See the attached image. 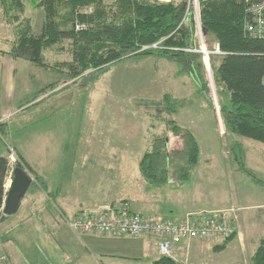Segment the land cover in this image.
I'll use <instances>...</instances> for the list:
<instances>
[{
  "label": "trees",
  "instance_id": "1",
  "mask_svg": "<svg viewBox=\"0 0 264 264\" xmlns=\"http://www.w3.org/2000/svg\"><path fill=\"white\" fill-rule=\"evenodd\" d=\"M27 1L43 6L46 18L40 33L36 34L31 30L29 21L22 20L23 24L18 26L19 16H11L18 26L16 40L10 50L15 57L51 67L65 73L71 80L86 77L88 72L103 70L126 59L155 57L182 60L192 70L201 90L209 94L215 120L220 125L221 119L225 134L264 143V39L253 38L247 33V6L243 0H200V20L210 50L209 63L216 102L211 95L207 67L204 70L203 55L185 51L199 47L194 11L189 8L187 0H116L111 5L104 0H0V5L6 13L19 10L24 13ZM90 5L93 9L89 12L79 11ZM77 24L84 27L78 30ZM216 44L220 53L215 52ZM51 52L69 56L51 62L44 55ZM54 86L56 83L43 91L50 92ZM171 99V95L166 94L168 112L176 113L182 104L178 99ZM146 107L147 114L155 117L153 108ZM167 124L170 131L182 137L185 143L186 163L176 168L174 176L177 182L184 183L191 178L199 163L201 147L195 134L176 120H167ZM2 133H5L4 123L0 122ZM232 150L233 160L240 164L241 170L249 172L243 143L235 140ZM170 156L169 136L164 132H154L149 149L139 160L142 176L159 185L172 180ZM19 158L23 166L18 164L16 167L28 169L35 177L32 187L47 190L45 180L33 171L23 157ZM8 173L9 157L0 156V211ZM121 201L131 206L127 199L111 203ZM61 216L65 222V218L76 217ZM235 233L217 248H226ZM249 261L250 264H264V235ZM151 264L181 263L162 255Z\"/></svg>",
  "mask_w": 264,
  "mask_h": 264
},
{
  "label": "rangeland",
  "instance_id": "2",
  "mask_svg": "<svg viewBox=\"0 0 264 264\" xmlns=\"http://www.w3.org/2000/svg\"><path fill=\"white\" fill-rule=\"evenodd\" d=\"M104 1L111 5L116 0ZM91 9L92 5L79 11L89 12ZM15 14L20 18L18 26L26 19L36 34L40 33L46 18L43 6L33 5L28 1L24 13L21 10L6 13L0 5L1 50L10 49L16 40L18 26L16 27L17 23L13 17L11 18ZM185 51L195 52L191 48ZM51 53L56 55L55 52ZM68 56L66 54V57ZM209 66L210 63L207 66L204 64V70L207 67L208 71ZM190 70L188 64L182 60L155 57L121 60L103 70L88 72L86 77L74 80L54 69H37L36 71L42 73L39 75L41 80L56 83V86L50 88L46 105L51 110L52 123L56 126L55 132L58 133V128L61 127L64 132L60 134L62 141L69 143V152L66 153L64 147L57 146L60 140L55 141V147H51L54 148L53 154L36 157L38 165L42 168L47 166L46 171L49 170L57 180L60 179L59 176L69 175L71 179L81 181V189L87 190L86 193L96 199L106 201L136 199L143 193L154 196L161 189L155 188L159 184L150 183L141 173H137L138 184H133L136 176L133 175V171L138 169V160L149 149L152 134L164 132L169 136L170 173L171 179H174L176 168L186 163L184 140L180 136H175L167 124V120L174 119L195 134L202 151L201 163L205 158L206 167H209L216 178L206 180L204 206L207 217L209 210L226 206L229 195H233L243 206L264 200V184H259L264 183V143L243 136L235 135L234 138L232 135H226L224 127L217 125L209 94L201 90ZM208 78L212 89L211 95L216 102V89L209 72ZM41 94L42 91L38 97ZM166 94L171 95L172 101L174 99L180 101L182 106L178 112H168ZM146 106L153 108L155 117L147 114ZM216 109L219 112L218 104ZM235 140L244 145L249 172L241 170L240 164L233 160L232 147ZM0 141L5 148V144L10 143V137L2 133ZM79 141L80 151H85L90 157H81L82 153L74 156L73 149L77 147L75 143L78 144ZM112 148L115 152L110 151ZM118 167H121L123 172L120 173ZM81 168H86V173ZM115 170H118V173ZM113 171L115 176H112ZM232 176L236 183V190L233 192L229 189ZM238 176L240 180L236 178ZM127 177L129 179L131 177L130 186L124 183ZM161 197L167 202V195L163 194ZM160 204L164 205L163 202ZM225 212L231 216L232 212L236 211L233 209ZM249 212L254 210L245 213ZM236 244L233 242L222 253H215L212 249L206 252L204 246L200 251L195 250L197 252L190 256V262L204 264L206 256L212 255L215 256L216 262L222 261L226 259L223 256L228 257L230 252L234 251ZM182 258L179 255L178 259Z\"/></svg>",
  "mask_w": 264,
  "mask_h": 264
},
{
  "label": "crops",
  "instance_id": "3",
  "mask_svg": "<svg viewBox=\"0 0 264 264\" xmlns=\"http://www.w3.org/2000/svg\"><path fill=\"white\" fill-rule=\"evenodd\" d=\"M11 48L0 49V122L4 123L5 133L10 137V143L5 144V148L0 141V156H8L10 149H14L18 156L23 157L33 171L45 180L47 190L31 185L22 198L18 211L7 214L4 211L5 200L13 179V174L8 173L3 206L0 211V250L7 256L8 263L151 264L159 259L162 254L155 241L147 236L78 235L62 219V214L73 218L82 209H100L117 199L106 201L93 196V200V197L86 193L87 190L81 189V181L73 180L69 175L59 176L60 179L57 180L49 173V170L46 171L47 166L42 168L38 165L36 157L53 154L54 148L51 149V147H55L57 140H60L57 142L58 148L64 147V152H69V143L66 141L63 143V138L60 135L64 132L61 127L58 128V133L55 132L56 126L52 123L51 110L46 105V99L50 92H42L36 100H32L51 84V82L41 80L39 75L42 73L36 70L53 68L39 66L30 60L15 57L10 53ZM52 54L45 53L44 55L51 62L66 58L61 54ZM219 124L223 126L221 119ZM75 144L77 147L74 149L71 147L75 150L74 156L82 153L81 157H90L85 151H80V141ZM70 145L73 146L72 143ZM110 151L115 152V149L112 148ZM202 161L200 157L191 178L184 183L173 179L156 186L155 188L161 189L154 196L143 193L136 199H123L130 201L134 211L155 219L179 220L187 214L205 218L207 217L204 206L206 203V180H215L216 178L209 167H206V159L204 158L203 163H201ZM74 162H76L75 159ZM118 168L121 170L120 173L123 172L121 167ZM82 171L86 173V168ZM116 172L118 173V170ZM133 173L134 176L136 174L133 184H138L137 173H141L139 165ZM112 174L115 176L114 171ZM131 177L130 179L127 177L124 181L128 186L132 185ZM236 178L240 180L239 176ZM234 181L232 176V184L229 183V189L232 192L236 190ZM259 184L263 185L264 183L259 182ZM261 193L263 194V191ZM163 194L168 196L167 202L161 197ZM235 197H237L236 194ZM160 202H163L164 205ZM233 209L236 212H232L231 218L232 220L234 218L233 224L236 233L226 248H217L224 243L223 240L196 239L190 245L188 243L175 245L173 258L181 264H193L190 262V256L203 249L204 246H206V252L212 249L215 253H222L233 242H236L234 251H231L228 257L223 256L226 259L216 262L214 255L206 256L204 264H250L249 259L264 235V200L257 204L250 203L243 206L233 195H229L227 205L222 206L221 209L209 210L208 216L215 212L232 211ZM250 210H254V212L245 213ZM179 255L183 257L181 260L178 259ZM194 264L197 263L194 262Z\"/></svg>",
  "mask_w": 264,
  "mask_h": 264
},
{
  "label": "built area",
  "instance_id": "4",
  "mask_svg": "<svg viewBox=\"0 0 264 264\" xmlns=\"http://www.w3.org/2000/svg\"><path fill=\"white\" fill-rule=\"evenodd\" d=\"M164 1V0H161ZM246 3V31L253 38L264 39V0H243ZM189 8L194 11L196 21V39L199 47L191 49L201 53L206 66L209 65L207 39L205 38L200 20V0H187ZM84 25L77 24L80 30ZM153 46H156L153 45ZM215 52L220 53L216 44ZM208 72L211 76L210 66ZM14 154V156H13ZM22 164L14 149L9 153V173L12 175L15 167ZM32 182L36 181L32 172L25 168ZM71 229L78 235L105 234L115 236H147L153 239L162 255L173 257L175 245L190 243L196 239L224 240L232 236L235 227L231 216L225 212L212 213L202 218L198 215L187 214L179 220L155 219L149 215L132 211L128 202H115L100 209L84 210L73 219L65 218ZM0 264H9L7 256L0 250Z\"/></svg>",
  "mask_w": 264,
  "mask_h": 264
},
{
  "label": "water",
  "instance_id": "5",
  "mask_svg": "<svg viewBox=\"0 0 264 264\" xmlns=\"http://www.w3.org/2000/svg\"><path fill=\"white\" fill-rule=\"evenodd\" d=\"M32 185V179L26 170L21 167H15L13 179L8 189L5 200L4 211L7 214H13L18 211L22 198Z\"/></svg>",
  "mask_w": 264,
  "mask_h": 264
},
{
  "label": "bare ground",
  "instance_id": "6",
  "mask_svg": "<svg viewBox=\"0 0 264 264\" xmlns=\"http://www.w3.org/2000/svg\"><path fill=\"white\" fill-rule=\"evenodd\" d=\"M105 234H109V233H105ZM103 235V234H102ZM112 235V234H111Z\"/></svg>",
  "mask_w": 264,
  "mask_h": 264
}]
</instances>
